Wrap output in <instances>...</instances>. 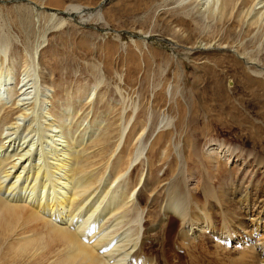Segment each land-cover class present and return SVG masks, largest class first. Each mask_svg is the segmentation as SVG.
Wrapping results in <instances>:
<instances>
[{"label":"rangeland","instance_id":"1","mask_svg":"<svg viewBox=\"0 0 264 264\" xmlns=\"http://www.w3.org/2000/svg\"><path fill=\"white\" fill-rule=\"evenodd\" d=\"M254 1L220 8L222 0H0V103L21 99L28 110L13 134L16 146L33 142L30 160L41 157L46 166L76 142L98 138L106 152L97 159L106 161L122 120L132 119L115 157L125 169L139 142L148 143V163L128 174L134 188L142 182L147 224L163 216L171 186V193L189 191L194 212L216 235H232L219 243L206 229L188 238L191 251L175 240L179 223L169 214L165 241L152 237L146 246L153 264H258L243 254L248 249H235V241L264 243V13L254 19ZM49 128L64 131L59 142ZM217 150L233 152L234 162L215 160ZM17 186L15 199L51 195L30 192L23 181ZM103 201L77 224L97 227L109 205Z\"/></svg>","mask_w":264,"mask_h":264},{"label":"bare ground","instance_id":"2","mask_svg":"<svg viewBox=\"0 0 264 264\" xmlns=\"http://www.w3.org/2000/svg\"><path fill=\"white\" fill-rule=\"evenodd\" d=\"M222 1L224 6L219 5V7L228 8L227 6L234 0ZM254 2H256L254 8H252V6L251 8L257 11L254 15V19H256L264 13V0H257ZM207 3L208 2H206V4ZM261 18L262 16L260 19ZM222 49L225 48L222 47L221 50ZM253 66L254 65H252V67ZM25 89L21 88V93ZM8 90L6 91L8 92ZM15 92L10 88L9 94L7 93V98L9 97L13 100V93ZM1 99L0 96V101H2ZM21 102V99H16L13 105L11 106V103L9 107H7V103H0V106L3 108L2 111L6 110V113L3 112L0 117V123L5 127L3 129L0 127V260H8L13 264H153L154 262H152V259L148 256L146 246H148L149 242L154 243V237H156V240L162 238L165 241L169 214L174 215L179 223L175 240L182 243L187 242L185 244H188V247H190L191 244L188 243V238L194 235L199 236V234L201 235L206 229H211L210 232H206L212 237H215L218 242L219 240H228L229 237H232V235L228 233H226V236L224 233L216 235L213 227H209L207 222L208 219L204 220L206 217L201 218L199 214L194 212V205L197 207L199 206L195 203L193 197H190L191 194L189 191L187 190L186 193H180L175 190L171 193L170 185V187H167L169 194L167 205L164 208V212L162 211L164 213L163 216L160 220L158 219L159 222L157 221L156 225H153L154 227L147 224L149 218L147 215V219H145L146 209L142 207L143 200L139 193H137L142 182L134 188L129 184L128 180L129 172H131V169H133L138 162L142 160V162L148 163V143L144 144L139 140H142L145 135L146 127H144L142 133L137 138V141H140H138L139 146L136 147L135 154L131 161L129 163L127 162L128 165H126V168L124 167L125 169L121 167V161L123 160L120 158L122 157L119 158L118 156L120 159L118 160L115 156H117L121 152L123 146H125L132 119L128 120V122H125V119L122 120L120 132L118 131V143L116 148H114L115 150L113 149V152L109 148L112 153L110 152L111 154L106 157V159L109 157L106 161L104 158V161L102 160L103 156L101 159H97L99 154L104 155L103 152H106L105 149L102 152V148H99V145L103 144V140L101 141V139L97 138V141H91L89 144L85 145L83 142H76L78 145L71 146L67 151H61L62 153H59L61 158H59V155H55L57 158L54 157L56 159H54L50 165V162H48V165L46 164V166H43V164L40 163L43 162L40 159L41 157L38 161L32 162L30 160L32 155L29 156V152L37 148L36 146V148L34 147L33 142H29L28 140L27 142L18 143L17 146L15 144L16 140L13 137L14 131H18L17 128L22 125H20V121L24 117L27 119L26 115L28 116V114H26L28 111L26 105ZM8 112L11 114L14 112L13 115H15L16 112L17 116H14L15 118L11 121ZM65 125H67V123ZM49 130L55 133L54 137H57L55 141L59 142V136L56 134L60 131H52L50 128ZM63 132L61 131L60 133L62 134ZM112 134L113 133H111V135ZM95 135L96 134H94V136ZM110 136L108 137L110 138ZM104 137L107 136L104 135ZM15 147L22 151L21 153L23 154H16V151L14 152ZM92 148L96 149L91 150ZM106 149H108V147H106ZM209 150L211 151L212 149ZM223 151L224 150L221 152L218 150L214 151V159L231 163L233 152L228 154V151H225V153ZM52 154L53 153H51V156ZM207 156L211 157V155ZM114 157L117 163L114 162L116 165L113 164L112 166L111 161ZM51 159L52 158L49 160L51 161ZM47 161L48 160L44 163H47ZM143 179L144 178L141 180L143 181ZM21 181H23L24 187L29 189L30 192H34L35 190L37 192V189H42L43 193H45L46 190L48 191L51 189L50 192L52 196L49 194V197L44 196L46 197L45 199L42 196V198L35 199V197L31 195H27V197L24 196L20 197L21 199H15L14 192L17 190V184ZM47 193H49V191ZM209 196H211V194ZM105 200L108 201L109 205H107L108 208L106 206V212L104 210L105 213H101V222L98 224L96 223L97 227L95 225L93 229H88L85 226L86 223H84L87 221L85 219V221L83 220L84 222L80 221V225L77 224V218L80 217L82 212L84 213V210L89 213L92 212L89 215L90 219L92 214L95 213V208L101 206L99 203L101 204V201L105 202ZM96 216H98V213ZM152 237L153 239H151ZM116 238L117 242L114 241ZM246 242L247 241L244 243L235 241V249H248L243 254L256 260L258 264H264V243L258 245ZM187 248H185L186 251ZM191 251H193L192 248Z\"/></svg>","mask_w":264,"mask_h":264}]
</instances>
